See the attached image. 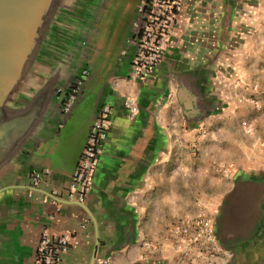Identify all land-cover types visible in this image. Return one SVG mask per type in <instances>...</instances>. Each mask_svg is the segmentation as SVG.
<instances>
[{
  "label": "crops",
  "instance_id": "crops-1",
  "mask_svg": "<svg viewBox=\"0 0 264 264\" xmlns=\"http://www.w3.org/2000/svg\"><path fill=\"white\" fill-rule=\"evenodd\" d=\"M70 5L54 14L6 103L20 123L0 133V264H32L44 228L76 234L66 264H180L170 230L196 202L216 218L221 264H264V0H180L168 49L145 80L129 76V9L110 12L99 38L91 6ZM87 39L101 94L89 80L59 129L55 88L72 81ZM124 96L136 100L134 115ZM103 103L112 125L78 202L66 189ZM26 125L18 141L9 138ZM33 167L50 170L36 186Z\"/></svg>",
  "mask_w": 264,
  "mask_h": 264
},
{
  "label": "built area",
  "instance_id": "built-area-1",
  "mask_svg": "<svg viewBox=\"0 0 264 264\" xmlns=\"http://www.w3.org/2000/svg\"><path fill=\"white\" fill-rule=\"evenodd\" d=\"M179 10L180 0H142L139 13L133 23L135 38L131 37V41L135 44V51L129 63V76L132 79L145 80L153 73L168 49ZM86 75L87 70H84L82 78L77 80L76 86L66 96L62 114L65 115V112L71 108L77 91L86 82ZM243 100L257 104L256 100L250 97L239 98V101ZM123 105L129 114L134 115L137 112V102L134 98L124 96ZM97 111L98 115L90 128L66 189V196L78 202H83L90 192L97 157L112 125L111 106L103 103ZM245 127L248 133H252L253 130L249 125ZM218 170L229 173V169L220 164ZM49 173L50 170L46 167L32 168L28 173L30 185H38ZM58 195L57 190L50 192L52 197ZM48 199L49 197L44 196L43 202H47ZM170 233L174 238V250L180 256V264L194 262L221 264L225 259L226 252L217 240L215 218L201 202H196L194 215L181 220L171 228ZM78 244L79 240L72 231L52 232L44 228L40 235L34 264H66L62 254L77 247ZM95 264H110V257L100 258Z\"/></svg>",
  "mask_w": 264,
  "mask_h": 264
},
{
  "label": "water",
  "instance_id": "water-1",
  "mask_svg": "<svg viewBox=\"0 0 264 264\" xmlns=\"http://www.w3.org/2000/svg\"><path fill=\"white\" fill-rule=\"evenodd\" d=\"M91 3V0H0V133L7 123L15 122L17 126L20 123L11 119L6 103L31 66L54 14L63 6L71 4L72 8L87 9ZM28 128L26 125L9 138L18 141ZM216 226L215 218L218 240Z\"/></svg>",
  "mask_w": 264,
  "mask_h": 264
},
{
  "label": "flooded vegetation",
  "instance_id": "flooded-vegetation-1",
  "mask_svg": "<svg viewBox=\"0 0 264 264\" xmlns=\"http://www.w3.org/2000/svg\"><path fill=\"white\" fill-rule=\"evenodd\" d=\"M113 1L114 0H93L92 1L91 8L96 14V17H95L96 18L95 19L96 25L94 27L95 32L92 35V37L93 36H97L99 38L101 37L102 28H105L106 24L108 23V16H109L110 12L114 16H116L115 15L116 13H120V12L122 13L124 11L123 9H119L118 7L113 6V4H112ZM116 18H117V16H116ZM130 31H131V34H130L131 37L135 38V32L136 31H135V29L133 30V25H132ZM92 48H93V45L90 43V39L82 40L80 42L79 54L77 56V62H76V69L74 71V77H73L72 81L67 83L65 86H60V88H59L60 90H55V101H56V104L59 108V114H60V122L58 124L59 129L63 128L64 123H65V119L67 118L61 112L65 98L69 94V92L76 86L77 80L79 79L78 74H77V70L82 64H86L85 62L88 63L90 51L92 50ZM61 124H63V125H61ZM28 176H29V174H28ZM42 230H41V233H42ZM41 233H40V235H41ZM39 239H40V236H39ZM39 239H38V242H37V245L35 247L34 254H33L32 264H34V260L36 258V251H37Z\"/></svg>",
  "mask_w": 264,
  "mask_h": 264
},
{
  "label": "rangeland",
  "instance_id": "rangeland-1",
  "mask_svg": "<svg viewBox=\"0 0 264 264\" xmlns=\"http://www.w3.org/2000/svg\"><path fill=\"white\" fill-rule=\"evenodd\" d=\"M141 2H142V0H114L112 2V4H113V6L118 7L119 9H123V10H124V8L125 9H127V8L129 9V12L131 14L130 15V19H129V24H130V28H131L133 23H134L136 15L139 13V7L141 5ZM129 24H128V26H129ZM85 63L86 64H82L78 68L77 74H78L79 78H82L83 71L87 70V75H86V79H85L86 82L82 86H80L79 90L77 91L76 97H75V99L72 102L73 104L71 105V108L65 112V116L66 117H68L71 113H73L72 112L73 108H74L75 104L78 103L79 99L82 97L83 92L86 91V89H87L86 84H87V82L89 80H90L91 83H93L92 84L93 86L96 85V88H98V84L97 83H98L99 77H100L99 70L96 69V68H91L92 67V62L88 61V63L87 62H85ZM93 86H91L90 88L92 89ZM100 91H101L100 88H98V93H100ZM97 99H98V97H97ZM93 114H94V117H93L90 125L88 126V128H86L87 129V131H86V135L87 136H88V133L90 131V126L93 124V122L95 121V119H96V117L98 115V111H94ZM82 149H81V151L79 153V156L82 153ZM79 156H78V158H79Z\"/></svg>",
  "mask_w": 264,
  "mask_h": 264
}]
</instances>
